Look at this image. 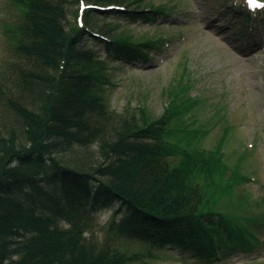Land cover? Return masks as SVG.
Returning a JSON list of instances; mask_svg holds the SVG:
<instances>
[{"label": "trees", "instance_id": "trees-1", "mask_svg": "<svg viewBox=\"0 0 264 264\" xmlns=\"http://www.w3.org/2000/svg\"><path fill=\"white\" fill-rule=\"evenodd\" d=\"M85 1L80 12V0H15L23 6L20 22L4 27L18 73L11 89L0 90V103L19 128L0 136V264H135V254L84 236L107 208L120 216L116 236L171 247L204 264L254 252L262 234L219 208L250 177L225 164L223 142L209 150L198 144L201 130L185 122L169 128L194 110L195 101L182 97L188 85L156 118L144 107L122 115L102 93L108 77L90 46L99 40L93 34L108 38L101 43L110 56L130 63L149 61L166 38L139 37L98 18L159 21L177 4ZM93 145L98 159L90 163ZM63 152L73 160L59 157Z\"/></svg>", "mask_w": 264, "mask_h": 264}, {"label": "rangeland", "instance_id": "rangeland-1", "mask_svg": "<svg viewBox=\"0 0 264 264\" xmlns=\"http://www.w3.org/2000/svg\"><path fill=\"white\" fill-rule=\"evenodd\" d=\"M151 3L177 4V7L168 11L167 16L160 15L159 21H132L116 15L98 18L101 24L122 23V29H131L139 37L149 34L166 38L162 48L150 52L149 62L137 64L110 56L104 43L90 45L98 51L97 59L105 63L108 82L102 84V93L111 109L122 115L138 114L139 107H144L156 118L164 113L171 94L180 86L188 85L182 97L195 101L194 110L169 128L185 122L192 131L201 130L198 144L209 150L223 142L225 164L239 168L251 182L236 188L231 196H224L219 208L231 220L254 226V232L264 236L261 222L264 216V44L261 49L247 48L245 52L235 47L245 40L242 36L247 33L243 31L241 35L237 29L222 28L227 24L220 14L225 0H152ZM22 9L15 0H0V90L4 91L13 87L18 73L10 64L16 59L4 27L19 24ZM76 9L77 4L73 3L71 20L75 19ZM18 126L7 105L0 103V136L8 138L10 130ZM18 136L17 144H26L21 131ZM89 149L95 153L88 158L89 162L94 163L98 159V147L93 145ZM77 155V159L84 156L82 152ZM59 157L73 160L71 152L60 153ZM242 196L246 199L244 202ZM109 210L110 220L102 224L101 217L107 216ZM117 216L115 208L100 211L95 227L88 232L90 241L110 243L114 249L135 254V264H204L171 247L116 236L112 226L120 220L117 221ZM258 252L214 264H264V245Z\"/></svg>", "mask_w": 264, "mask_h": 264}, {"label": "clouds", "instance_id": "clouds-1", "mask_svg": "<svg viewBox=\"0 0 264 264\" xmlns=\"http://www.w3.org/2000/svg\"><path fill=\"white\" fill-rule=\"evenodd\" d=\"M113 204H114V206H118V205H117V202H113ZM110 217H111V210H109V213H108L107 216L101 217V223L103 224V223L108 222V221L110 220ZM116 219H117V221H118V220L120 219V217L117 216ZM97 235L100 236L101 239L103 238L102 235H101L99 232L97 233ZM84 236H85V237H88V236H89V233H88L87 231H85V232H84Z\"/></svg>", "mask_w": 264, "mask_h": 264}, {"label": "snow or ice", "instance_id": "snow-or-ice-1", "mask_svg": "<svg viewBox=\"0 0 264 264\" xmlns=\"http://www.w3.org/2000/svg\"><path fill=\"white\" fill-rule=\"evenodd\" d=\"M249 3L252 5L251 10L258 11V10H264V6L257 4L255 0H249Z\"/></svg>", "mask_w": 264, "mask_h": 264}]
</instances>
